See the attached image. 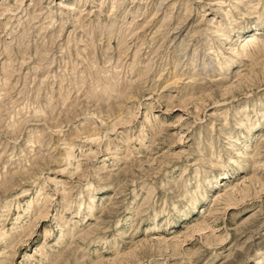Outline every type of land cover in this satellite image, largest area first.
I'll return each mask as SVG.
<instances>
[{"label":"rangeland","instance_id":"1","mask_svg":"<svg viewBox=\"0 0 264 264\" xmlns=\"http://www.w3.org/2000/svg\"><path fill=\"white\" fill-rule=\"evenodd\" d=\"M0 264H264V0H0Z\"/></svg>","mask_w":264,"mask_h":264}]
</instances>
